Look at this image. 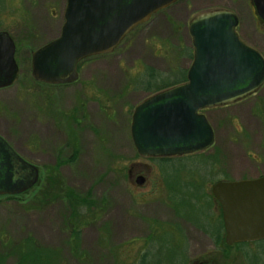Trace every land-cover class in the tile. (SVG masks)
Returning a JSON list of instances; mask_svg holds the SVG:
<instances>
[{
	"label": "rangeland",
	"instance_id": "rangeland-1",
	"mask_svg": "<svg viewBox=\"0 0 264 264\" xmlns=\"http://www.w3.org/2000/svg\"><path fill=\"white\" fill-rule=\"evenodd\" d=\"M65 5L0 0V32L14 41L19 68L16 83L0 89V137L38 170L37 184L15 199L30 200L45 169L61 161L56 169L65 186L93 203L81 214H99L82 228L87 258L78 261L68 254L63 203L26 212L3 196L0 244L30 235L62 250L67 264H140L144 253L147 264H264V241L241 248L214 244L224 235L211 195L217 182L264 175V87L249 100L203 111L214 134L206 151L167 162L143 159L130 137L135 107L184 81L192 62L188 25L195 17L234 12L237 33L264 55V27L255 29L246 0H181L136 27L112 53L80 62L73 84L42 85L31 76V53L59 37ZM138 176L145 179L141 186Z\"/></svg>",
	"mask_w": 264,
	"mask_h": 264
},
{
	"label": "water",
	"instance_id": "water-1",
	"mask_svg": "<svg viewBox=\"0 0 264 264\" xmlns=\"http://www.w3.org/2000/svg\"><path fill=\"white\" fill-rule=\"evenodd\" d=\"M177 1L66 0L59 37L31 53L33 80L49 86L76 82L81 61L112 53L133 29ZM253 1L264 20V0ZM237 25L236 15L227 10L190 21L193 57L186 82L148 97L133 111L130 137L140 158L208 150L214 134L199 113L244 100L264 85V58L239 38ZM18 72L14 42L0 32V89L14 85ZM37 181V168L0 137V197L25 193ZM144 181L138 176L135 183L141 186ZM211 195L221 209L226 246L264 240V176L218 182Z\"/></svg>",
	"mask_w": 264,
	"mask_h": 264
},
{
	"label": "trees",
	"instance_id": "trees-1",
	"mask_svg": "<svg viewBox=\"0 0 264 264\" xmlns=\"http://www.w3.org/2000/svg\"><path fill=\"white\" fill-rule=\"evenodd\" d=\"M150 78L153 79L154 77L150 76ZM72 156V159L74 160L75 155L73 154ZM170 159L171 158L157 160L160 162H167ZM61 163V161H57L55 166L45 169L46 177L44 183L41 185V188L37 192H35L34 196L30 198V200L22 202L21 200L15 199L14 196H8V201H14L16 203L21 202L19 203V206L26 212L40 211L46 209L52 204L58 202L63 203L66 206L65 208L67 210V215L63 218V224L64 228L68 231V237L66 241V246L69 249L68 254L71 255L73 259L81 261L87 258V254L81 249L82 228L90 223L88 220L92 218L94 220L99 213L94 217H90L89 219L81 214L80 210L82 207L85 208V206L89 205V208H91L93 203L89 199V195L81 196L73 189L65 186L63 178H61L59 171H57L56 169L60 166L59 164ZM219 243L220 245L227 248V246H225L223 242V238H221L220 235L215 237L214 244L218 246ZM258 243L259 242L252 244ZM0 245H3L0 246V248L4 249V252L0 253V264L8 260H13L14 264H67V262L65 261L66 257L63 255L62 250L55 248H46L40 245L30 235L25 236L23 239L17 242L10 241ZM248 245L250 244L245 243L235 245L234 247L241 248ZM149 257V253L142 254L140 258V264H147Z\"/></svg>",
	"mask_w": 264,
	"mask_h": 264
},
{
	"label": "flooded vegetation",
	"instance_id": "flooded-vegetation-1",
	"mask_svg": "<svg viewBox=\"0 0 264 264\" xmlns=\"http://www.w3.org/2000/svg\"><path fill=\"white\" fill-rule=\"evenodd\" d=\"M246 2H247V7H248V9H249V12H250V14H251V18H252L253 21H254L253 23H254L255 29L258 30V28H257L258 26H259L260 28H261V27H264V20H263L262 18H260V17L257 15L256 8H255V5H254V1H253V0H246ZM171 7H172V6H171ZM231 12H232V11H231ZM232 13H234V12H232ZM234 14H235V13H234ZM235 15H236V14H235ZM236 17H237V15H236ZM237 20H238V25H237L236 31H237V29H238V27H239V24H240L238 17H237ZM237 34H238L239 38H240V39H241L246 45H248V46L251 47L252 49H254V50H256L257 52H259V53L263 56V58H264V55H263V53H262L260 47L254 45V44L249 43L247 40L242 39L239 33H237ZM11 39H12V38H11ZM13 42H14V41H13ZM14 45H15V43H14ZM15 56H16V46H15ZM15 62H16V60H15ZM16 64H17V63H16ZM17 67H18V65H17ZM18 71H19V68H18ZM77 72H78V70H77ZM18 73H19V72H18ZM263 87H264V85L258 90V92L261 91V89H262ZM258 92L255 93V94L252 95V96L247 97V98L244 99V100H241V101L249 100L250 98H252V97H254L255 95H257ZM241 101H238V102H236V103H234V104H238V103L241 102ZM234 104H231V105H234ZM229 106H230V105H229ZM224 107H226V106H224ZM212 109H214V108H212ZM206 110H210V109H206ZM206 110H204V111H206ZM201 113H204V112H201ZM136 178H137V177H136ZM136 178H135V180H136ZM144 182H145V181H144ZM216 204H217V202H216ZM217 205H218V204H217ZM223 238H224V237H223Z\"/></svg>",
	"mask_w": 264,
	"mask_h": 264
}]
</instances>
